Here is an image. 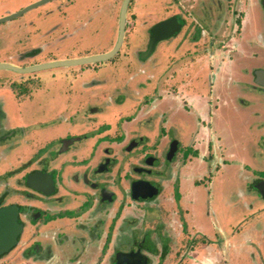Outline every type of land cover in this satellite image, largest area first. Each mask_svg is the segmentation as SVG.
I'll return each mask as SVG.
<instances>
[{"label": "rangeland", "instance_id": "rangeland-1", "mask_svg": "<svg viewBox=\"0 0 264 264\" xmlns=\"http://www.w3.org/2000/svg\"><path fill=\"white\" fill-rule=\"evenodd\" d=\"M202 1L130 0L125 38L109 61L24 74L0 69V198L7 193V201L20 202L24 174L35 168L61 169L65 176L88 165L90 168L106 148L108 156L115 158L108 174L113 178L133 169L135 163L146 166L143 157L150 152L159 156V162L150 167L155 178L164 176L161 181L166 197H158L160 209L138 205L135 213L144 219L145 227L160 218L178 216L187 225L181 232L177 226L174 233L180 234L179 238L184 236V247L188 242L203 245L202 264H264V202H260L264 198L251 190L243 163L236 162L253 137L248 123L256 124L255 119H249L248 107L257 102L242 103L240 99L254 97L252 90L249 94L245 91L248 93V86L253 83L249 54L259 49V39H264L263 9L258 0H247V4L246 0ZM121 2L51 0L1 22L0 59L26 66L107 51L117 38ZM27 4L28 0H0V16ZM171 15L183 19L179 33L160 41L156 49L141 58L140 52L147 50L152 25ZM251 24L252 29L246 33ZM240 42L243 50L230 51L236 45L240 47ZM40 48V55L17 57L22 50L33 53ZM212 52H216V94L220 89L224 96L216 98V108L221 101L217 110L212 103L213 110L207 118L202 112H208L207 106L212 102L207 87L213 78L205 61ZM239 52L241 56L234 57ZM204 55L207 59L202 62L199 57ZM229 58L233 61L228 65L233 73L239 72L241 82L233 81L227 88L220 70ZM37 79L41 81L39 87L33 86L31 92L14 97L18 92L15 90L13 95L11 82L28 85ZM81 79L83 82H79ZM202 90L207 95L203 106ZM195 94H199V99ZM93 100L94 104L95 100H102L95 112L85 106ZM162 101L166 103L161 104ZM23 105L28 107L21 109ZM101 124L104 127L97 130ZM67 132L88 136L69 151L59 153L57 137ZM104 134L108 135L106 140L98 141ZM139 136H143L139 143L142 145L128 151V140ZM171 137L179 140L178 153L172 163L165 165L163 155ZM189 145H196L199 154L191 153L183 160L182 154ZM216 155L220 158L217 162ZM86 157L89 158L83 161ZM175 175L184 176L180 192L178 181L175 189L172 185ZM249 190L254 206L252 198L250 202L247 198ZM169 198L175 200L178 215L173 213ZM124 215L133 217L127 212ZM235 242L239 243L238 248L234 247ZM22 245L21 242L15 249ZM192 253L196 256V252ZM187 258L184 257L185 264H191Z\"/></svg>", "mask_w": 264, "mask_h": 264}, {"label": "flooded vegetation", "instance_id": "flooded-vegetation-1", "mask_svg": "<svg viewBox=\"0 0 264 264\" xmlns=\"http://www.w3.org/2000/svg\"><path fill=\"white\" fill-rule=\"evenodd\" d=\"M258 2L261 4L264 14V0H258ZM172 16L178 15H171L167 18ZM180 19L183 20L181 17ZM251 29L252 24L246 33ZM244 32L245 28L243 34ZM170 38L172 36L165 39ZM160 41L155 44V49ZM259 42V49L252 50L251 53L249 49H245L252 57L248 67L251 69V75L253 76V83L248 86V93L245 91V94H249V91L251 92L252 90L254 97L246 100L245 98L240 99L242 103L244 101H247L248 104L250 101L252 103L257 102L256 105L253 104L248 107L249 119L250 121L255 119L256 124L251 126V123H248L249 131L253 137L249 139L243 149L244 154L243 152L240 153V158L238 154L236 162L238 164L243 163L242 168L245 169V174L247 172L246 180L251 190L258 192L259 198H264V77L260 78L263 82H259L256 73L257 69H264V39H259ZM239 45L241 46L242 43L240 42ZM148 46L149 41L147 49ZM234 47L230 51L243 50L242 47ZM259 55L260 60H258ZM235 56L236 58L241 56L240 52ZM230 60L232 59L229 58L228 61ZM245 70L242 69V71L246 72ZM226 78L225 85L227 84V88L231 87V82L233 81L241 82L236 74H230ZM184 85L187 87V83ZM185 87H183L184 90ZM210 91L209 99H211L209 101L212 102L207 106V109L209 110L208 113L211 114L213 102L216 109V87L210 88ZM242 96L245 97L244 94ZM95 101L97 102V100ZM92 102L94 100L88 103L89 106L88 104L85 106L95 112L97 111V105H93ZM162 103L166 102L162 101ZM165 106L172 107V105L167 104ZM165 110L169 111L167 108ZM196 113L199 112L196 110ZM103 127L104 124L98 125L97 130ZM261 129L262 133L259 135V130ZM10 135L12 136L13 134L10 133ZM87 136L88 134L83 133L61 137L57 151L63 147L67 152L77 141H81ZM107 136V134L101 135L97 140L104 141ZM70 137L80 138L71 144L66 142L65 146H63V140ZM142 139L143 136L130 138L126 149L131 151L137 146H141L142 144L139 143H142ZM175 145L177 146L173 150L174 155L171 156L170 151L175 148ZM178 145L179 140L171 137L163 155L165 165L175 160V153H178ZM108 151V149L104 148V155H101L95 164L90 165V168L88 165L86 169L67 173L65 176L64 171L61 169L49 171L44 168H35L28 171L24 174L25 185L21 189L20 202L7 201V193L2 195L0 207L11 204L17 206L18 219L22 224V231L13 247L0 253V264H185V256H188L187 259L188 261L190 260L191 264H202L204 262L205 258L198 260L192 253V251L197 253V251L202 250L204 248L203 245L199 247L194 243L189 245L188 242L185 243L184 247L181 244L184 236L179 238L178 235L180 234L174 233L177 226L178 232H181V230L185 229L183 227L187 225V223L184 225L180 217L160 218L153 225L149 222V226L145 227L144 219H140L137 217L138 214L135 213L137 212L136 209L140 208L138 206L140 203L143 207L149 205L150 208L160 209L161 200L166 197L163 192L164 184L161 181L164 180V176H160V180L155 178L154 172L150 167L159 162V156L147 152L143 157V162L146 166L135 163L133 169H129L124 174L117 175V177L109 178L108 174L111 172V164L115 162V158L109 157ZM189 155L191 154L189 153L185 157L182 154L183 160ZM215 157L218 159L217 155ZM88 158L86 157L82 160L85 161ZM34 170H41L52 175L55 186L52 192L45 193L43 190L36 189L28 183V176ZM183 180L184 176L179 178L178 175H175L172 183L174 189L178 181L177 188H179L180 192V185L182 188L184 187V184H181ZM143 182H148L151 186H154L157 190L156 194L146 198L140 197L143 190L139 186L142 187L143 185L140 184ZM251 190H249L247 198L249 202L252 198L253 202L251 205L254 206L255 201ZM158 197L161 200H158ZM169 199L171 200V198ZM172 199L174 200V198ZM174 202L175 200L171 202L173 213L178 215V209H176ZM260 202H264V200ZM126 212L131 213L133 217L125 218L124 213ZM179 221L183 223H179ZM172 228L174 229L172 230ZM29 230L31 232L26 234ZM21 242L23 243L21 249L16 250L15 248ZM7 258L9 259L7 260Z\"/></svg>", "mask_w": 264, "mask_h": 264}, {"label": "water", "instance_id": "water-1", "mask_svg": "<svg viewBox=\"0 0 264 264\" xmlns=\"http://www.w3.org/2000/svg\"><path fill=\"white\" fill-rule=\"evenodd\" d=\"M51 0H35L19 10L13 11L6 15L0 16V23L4 21L16 18L27 11L43 5ZM130 0H122L119 16H118V30L117 38L111 49L95 53L91 55H85L80 57L64 58V59H53L40 63L30 64L22 66L10 61H0V69H7L17 73H31L40 71L43 69L61 67V66H75L88 63L104 62L112 59L120 50L126 33L127 25V10ZM182 20L178 16H172L167 19H163L155 23L151 28L149 46L146 51L141 53V57L148 56L154 49L155 44L165 38L173 36L178 33L182 27ZM257 80L263 82L260 78L264 77V69H257ZM71 140V139H70ZM72 141V140H71ZM170 151V155H174V149ZM28 183L36 189L43 190L45 193H50L54 190V180L50 173L34 170L28 176ZM142 187L139 188L142 191L140 197L146 198L153 194H156V189L151 186L148 182H143ZM152 191V192H151ZM22 231V224L18 219V208L15 204L0 207V253H3L12 248L17 243V237Z\"/></svg>", "mask_w": 264, "mask_h": 264}, {"label": "crops", "instance_id": "crops-1", "mask_svg": "<svg viewBox=\"0 0 264 264\" xmlns=\"http://www.w3.org/2000/svg\"><path fill=\"white\" fill-rule=\"evenodd\" d=\"M33 2V1H35V0H28V2L30 3V2ZM203 3H206V1L205 0H203L202 1ZM214 3H216V2H214ZM246 4H247V0H246ZM24 5V4H23ZM44 5V4H43ZM41 6V5H40ZM38 7V6H37ZM252 7L253 8H257V5H255V4H253L252 5ZM36 8V7H35ZM245 8H246V5H245ZM28 12V11H27ZM197 16H199V15H197ZM204 16H206V15H204ZM159 21H161V20H159ZM158 22V21H157ZM156 22V23H157ZM206 23V22H205ZM244 24H245V18H244ZM183 25V24H182ZM202 25V24H201ZM244 28H245V26L243 27V30H244ZM244 35V34H243ZM244 37V36H243ZM197 38V37H196ZM243 41V40H242ZM231 47V46H230ZM236 47H238L237 45H236ZM236 47H234V48H236ZM241 47V46H240ZM41 49V51H39V50H37L36 52L34 51L33 53H32V51L33 50H22V51H20L19 52V54H17V57L18 58H20V59H28V58H30V57H33V56H37V55H40L41 53H42V48H40ZM28 52H29V54H28ZM212 54V57L210 56L209 57V59L208 60H206L207 59V55H204V56H202V57H199V59L203 62V59H205L206 61H205V64L208 66V69H206L207 71H211V73H209V75H211L212 76V85L211 86H209V87H207V88H212V87H216V52L215 53H211ZM142 58V57H141ZM220 58V57H219ZM0 61H8V60H5V59H0ZM107 61H109V60H107ZM231 61H233V59L232 60H230V61H228V60H226V61H224V65H222V70H220V77H221V79H222V83L224 84V82H225V80H226V76H230V74H235V73H233V70H232V68H231V66L229 67V65H228V63L229 62H231ZM11 62V61H10ZM14 63V62H13ZM233 64V63H232ZM80 66V65H79ZM62 67V66H61ZM63 67H65V66H63ZM7 70V69H6ZM234 70H235V67H234ZM11 71V70H10ZM14 72V71H13ZM15 73H17V72H15ZM219 73V72H218ZM239 72L237 71L236 72V75H239L238 74ZM23 74V73H22ZM93 80H95V79H93ZM37 83H39L40 84V82L41 81H39L38 79L37 80H35ZM215 81V82H214ZM79 82H83V79H81V80H79ZM41 85V84H40ZM38 87H39V85H37ZM36 86V87H37ZM11 89H12V91H13V95L14 94H16V91L15 90H13V88L11 87ZM205 90H207V89H205ZM210 90V89H209ZM201 92H203V94H202V97L200 96V104H202V106L205 104L204 103V99H205V95H206V91H204V90H202ZM23 96V95H25L24 93H21V94H18L17 93V95H14V97H16L17 98V96ZM193 96H194V94H193ZM195 96H197V99H199V94H195ZM207 96V95H206ZM219 96H221L222 97V99H223V96H224V94L221 92V90L219 89V93H217L216 94V98H219ZM230 96V95H229ZM228 101H229V98H227L226 99V103H228ZM217 102V101H216ZM27 103V102H26ZM28 103H30V102H28ZM98 103H102V100H100ZM98 103L96 102L95 104L93 103V105H98ZM220 103H221V101H220ZM219 103V107H221V104ZM225 103V102H224ZM15 104V103H14ZM28 105H30V104H28ZM22 107H24V108H21V109H25V108H27L28 106L27 105H23ZM218 107V108H219ZM218 108H216V110L218 109ZM24 110H21L20 112H23ZM203 114L205 113V115L207 116V118H208V116H209V114L210 113H208L207 111L205 112V110H204V112H202ZM54 119H55V121H54ZM53 119V126L55 125V123H56V118H54ZM87 134V133H86ZM66 135H78V134H76V133H71V132H67L65 135H63V136H60V137H57L58 139V142H59V139L61 138V137H66ZM80 137H70V138H66V139H64L63 141L64 142H69L70 144L71 143H74L75 142V140L76 139H79ZM72 141H71V140ZM86 138H83L81 141H84ZM77 142H80V141H77ZM66 144V143H65ZM196 144V143H195ZM196 147L197 148V146L196 145H193V147ZM66 152V150L64 149V148H61V152L63 153V152ZM217 160V159H216ZM218 160H220V158H218ZM219 162V161H218ZM219 164H220V162H219ZM216 170H218L217 168H216ZM230 241V240H229ZM236 245V246H235ZM239 247V243H237V242H235L234 243V247L235 248H238ZM204 249H202V250H199V251H197V253H196V258L198 259V260H201V259H204L203 258V255H204ZM195 254V253H194Z\"/></svg>", "mask_w": 264, "mask_h": 264}, {"label": "trees", "instance_id": "trees-1", "mask_svg": "<svg viewBox=\"0 0 264 264\" xmlns=\"http://www.w3.org/2000/svg\"><path fill=\"white\" fill-rule=\"evenodd\" d=\"M142 52H140V54H141ZM11 85H12V88L14 89V90H17V92H18V94H21V93H24V94H26V93H29V92H31V88H33V86H37V85H39V83H37L35 80H33L32 81V84H28L27 85V83L25 84H23V83H18V82H11ZM65 143L66 142H64L63 143V145L65 146ZM63 148V147H62ZM61 152V151H60ZM191 154V153H193V155H198L199 154V152H198V150L197 149H195L192 145H189V148H188V150L185 152V155L184 156H186L187 154ZM45 170H46V168H44ZM54 170V169H53ZM52 170V171H53Z\"/></svg>", "mask_w": 264, "mask_h": 264}]
</instances>
